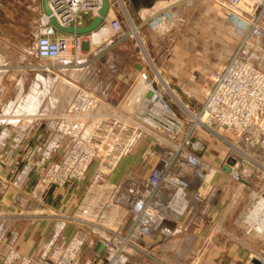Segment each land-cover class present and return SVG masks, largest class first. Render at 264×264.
<instances>
[{"label":"built area","instance_id":"2783aa9c","mask_svg":"<svg viewBox=\"0 0 264 264\" xmlns=\"http://www.w3.org/2000/svg\"><path fill=\"white\" fill-rule=\"evenodd\" d=\"M47 3L59 24L77 27L92 19L101 0ZM116 3L111 0L110 6ZM221 5L236 35L235 47L211 73L200 105L190 109L180 104L182 114L164 97L167 83L145 73L121 100L112 102L114 80L103 78L98 64L104 50L89 46V33L57 29L43 8L28 50L32 55L24 69L19 65L13 74L15 95L5 104L3 81L11 65L0 54V148L8 128L23 137L46 120L54 136L49 149L59 150L58 158L49 157L43 164L29 197L41 200L51 187L81 181L93 166L71 209L34 212L48 220L35 254L22 252L7 238L13 213L0 210V264H165L163 251L172 240L190 242L195 237L191 227L202 223L210 208L204 195L214 192L220 177L243 185L264 142V0H225ZM102 27L119 32L121 22L104 18ZM29 72L34 75L26 87ZM56 88L64 100L60 110L52 112L47 98ZM148 136L154 146L145 154L155 162L146 174L111 179L119 161ZM206 138L229 147L221 167L199 155ZM231 159L229 171H223ZM216 171L219 176L212 183ZM15 200L21 205L24 199ZM235 225L244 236L261 234L264 198L254 197ZM210 230L204 237L207 243L223 232L220 224ZM244 264H264V258L251 252Z\"/></svg>","mask_w":264,"mask_h":264},{"label":"rangeland","instance_id":"374dc122","mask_svg":"<svg viewBox=\"0 0 264 264\" xmlns=\"http://www.w3.org/2000/svg\"><path fill=\"white\" fill-rule=\"evenodd\" d=\"M223 1L225 0H168L164 5H155L138 16L129 9L128 0H122V4L117 3L121 6L117 7V11L110 15V18L116 17L121 22V30L114 32L107 28V34L98 43L90 42L89 37L90 47L104 50L98 64L101 66L103 78L114 80L111 101L121 100L134 80L139 78L141 73H145L149 77L156 75L167 83L168 91L164 92V97L178 114H182L180 104L190 109L199 106L210 86L211 73L226 61L237 41L232 24L225 18L221 5ZM41 11L42 0H0V54L11 65L7 67L9 70L3 81L7 88L2 97L4 104L15 95L13 74L17 72L19 65L24 69L26 61L32 55L28 50L33 46V35ZM110 40L111 44L106 45ZM33 75L32 72L26 75V87ZM42 76L46 77L44 73ZM47 101L49 102V97ZM153 143L149 136L142 140L131 154L119 161L110 173V178L117 180L128 174L138 177L146 174L155 162V158L145 154L146 149L154 146ZM24 149L15 152L12 148L10 153L20 155L18 160L21 161ZM229 152L228 146L206 138L199 155L215 167H221L223 156ZM257 153L259 158L248 166L249 175L244 177L243 185L229 182L224 175L220 177L211 202L213 215L210 214L205 219V228H208H204L203 232L190 242L172 240L169 249L163 251L165 264H207L204 257L211 244L224 240L235 245V251H239L237 260L230 264H244L251 252L264 258V231L255 236H244L235 225L239 214L254 197L264 198V148ZM2 154L0 153V159ZM92 169L93 166L81 181L70 182L60 188L51 187L41 200H35L29 195L28 198L25 197V204L32 205V208L30 212L22 213L23 216L18 215L21 210L14 201L5 206L0 204V210L8 214L13 213L11 227L15 225L19 231L16 239L26 241L34 226L32 221H35L36 208V212L43 209L47 211L48 207L57 211L71 209L75 198L86 186ZM31 190L32 187L28 189V193ZM64 192L69 199L63 198ZM219 224L223 232L218 231V234L210 237L211 242L207 243L204 237L210 234V227ZM41 235L38 230L32 231L34 241H38Z\"/></svg>","mask_w":264,"mask_h":264},{"label":"crops","instance_id":"0c3cea01","mask_svg":"<svg viewBox=\"0 0 264 264\" xmlns=\"http://www.w3.org/2000/svg\"><path fill=\"white\" fill-rule=\"evenodd\" d=\"M118 1L120 4L122 3V0H118ZM165 1L168 0L159 1L155 5H164ZM116 5L118 4L116 3ZM116 5L110 6L109 13L106 16V18H109L110 15H113V13L117 11ZM155 5H153L151 8H153ZM128 7L131 10V12L137 16L140 15L141 13L143 14L146 10H148V9H141L138 13H136L133 11L130 3L128 4ZM106 30L108 29L106 28ZM91 34H89L87 38L88 42ZM63 100H64V96L60 93L59 89L56 88L53 96L49 98L48 103L50 110L52 112H57L58 110H60L61 108L60 106L63 103ZM49 126H50V122L48 123V121L46 120L41 121L37 124L36 128L31 131L30 134L23 137L18 136L17 134H15L14 136V132H11L12 131L11 128H8L9 134L4 140L5 144L3 148H0V153H3L0 159L1 206L8 205L9 202L11 201L15 202L17 196H20V198L22 199H24L25 197L28 198L29 195L28 189H30L35 183L43 164H45V161H47L49 157L55 159V157L59 156V150L56 147L54 148L51 147L49 149L50 142H53L54 139V136H52ZM12 148L15 149V152L20 150L21 148H25L24 152L22 153L24 157H22L21 161L18 160L19 159L18 156L20 155L17 156L16 153L15 154L10 153ZM48 151L49 154L47 153ZM24 171L25 173L22 174V172ZM62 195H64L63 198L69 199V197L66 195V192H64ZM79 196L80 195H78V197L75 198L76 201L78 200ZM213 196H214V192L206 193L204 195V198L210 204V208H209L210 210L205 216H203L202 223H200L197 226L191 227V230L193 229L195 237H198L203 232V229L206 226L205 219L208 218L210 214H212L213 207L211 209V204H212L211 202L213 201ZM22 201L23 203L20 206L17 205V207L20 208L22 213L30 212L32 205L28 206L25 204L24 200ZM76 201L73 204H75ZM22 207L24 211L22 210ZM36 210L34 212H36ZM34 220L35 221H32L34 226L31 228L26 241L16 239V237L19 235V231L14 227L15 225L11 227L12 229L11 232L7 234V238H12L15 244L24 253L35 254L37 252V250L39 249L40 242L43 238L41 234L44 233L48 227V220L46 217L35 215ZM22 230L24 229L22 228ZM33 230H38L40 235L42 236L38 238V241L37 240L34 241L32 239ZM156 244H158V242H156ZM23 247L25 248L22 249ZM236 249L237 247H235V245L227 243L225 240L213 242L210 246V249L205 254L204 262L207 264H214L219 262L230 264V262H235L237 260L236 255L239 254L238 250L235 251Z\"/></svg>","mask_w":264,"mask_h":264},{"label":"water","instance_id":"95a60500","mask_svg":"<svg viewBox=\"0 0 264 264\" xmlns=\"http://www.w3.org/2000/svg\"><path fill=\"white\" fill-rule=\"evenodd\" d=\"M110 1L111 0H101L99 9L97 13L92 17V19L83 26H77V27H72V26H62L57 22V20L51 16L50 9L48 7L47 0H42V8L43 11L47 14L50 15L49 20L50 22L59 30L66 32V33H75L78 35L81 34H87L90 33L91 31L97 29L100 24L102 23L103 19L108 15L109 9H110ZM163 1V0H129V3L133 9L134 12L138 13L141 9H149L153 5H155L157 2ZM261 147L264 148V142L261 144ZM232 163V159L229 160L228 164H225L222 166V170L225 172L229 171V164ZM218 174H214L211 182L213 183L215 179L217 178ZM99 244L96 245L95 249H97Z\"/></svg>","mask_w":264,"mask_h":264},{"label":"bare ground","instance_id":"6f19581e","mask_svg":"<svg viewBox=\"0 0 264 264\" xmlns=\"http://www.w3.org/2000/svg\"><path fill=\"white\" fill-rule=\"evenodd\" d=\"M111 2V1H110ZM117 3H119V1L117 0ZM120 4V3H119ZM122 4V3H121ZM106 18V17H105ZM107 28V27H106ZM106 28H98V29H95V30H93V31H91L89 34H91L90 35V38H91V40H90V42H95V43H97V42H99L100 40H101V38L103 37V36H105L106 34H107V30H106ZM96 30H98V31H96ZM215 174H218V171H216V173ZM218 176L219 175H217V178H218ZM216 178V179H217Z\"/></svg>","mask_w":264,"mask_h":264}]
</instances>
